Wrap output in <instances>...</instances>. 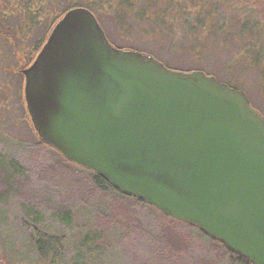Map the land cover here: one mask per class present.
Returning a JSON list of instances; mask_svg holds the SVG:
<instances>
[{
  "label": "water",
  "instance_id": "water-1",
  "mask_svg": "<svg viewBox=\"0 0 264 264\" xmlns=\"http://www.w3.org/2000/svg\"><path fill=\"white\" fill-rule=\"evenodd\" d=\"M53 27L23 70L39 138L264 264V116L247 92L114 46L85 6Z\"/></svg>",
  "mask_w": 264,
  "mask_h": 264
},
{
  "label": "trees",
  "instance_id": "trees-1",
  "mask_svg": "<svg viewBox=\"0 0 264 264\" xmlns=\"http://www.w3.org/2000/svg\"><path fill=\"white\" fill-rule=\"evenodd\" d=\"M2 1L0 40L13 43L12 49L20 57L23 52L19 38H27L21 25L26 20H19L18 30L14 31L7 18V0ZM117 1V18L122 29L132 32L134 28L140 32L147 25L149 28L156 25L179 28L178 20L183 18L181 27L187 37H192V41H199L198 31L206 28L208 37L211 35L215 40L221 38L227 45L231 44L230 50L240 53L239 57H229L228 61L250 60V65L240 63L239 70L243 67L247 72L256 74L263 68L259 75H264V18L261 16L264 12L260 6L253 8L242 3L248 0H143V5L137 9L134 1ZM158 2H162V5ZM239 2L240 7L237 6ZM52 3L53 0H49L44 5L48 9V6H53ZM29 4L32 6V18L26 22L31 24V28L32 23L40 17L38 8L41 6L43 13L46 8L40 0H30ZM76 6L83 5H68L50 22L42 39L33 44L25 67L33 63L53 26ZM89 9L92 11L95 8L91 6ZM157 12H161L160 19L154 17ZM165 16L172 17L171 23L165 21ZM132 20L138 24L134 25ZM108 37L116 47L143 52L135 46L126 48L116 45ZM155 57L160 60L158 56ZM164 64L180 70L172 68L165 61ZM202 71L213 75L204 69ZM224 82L245 89L237 80L227 79ZM22 99L26 104L25 94ZM24 106L33 127L27 106ZM35 134L38 140L33 143L0 135V235L7 244L8 260L11 257V260H26L28 263L37 260L58 264L64 256L70 255L74 258L72 264H93L90 262L94 258L98 259L99 255L114 246L110 240L118 231L119 241L124 245L123 251L132 256L134 264H214L208 257L193 258L191 263L185 260L186 252L191 249L188 231L195 230L210 242L216 253L227 252L238 264H254L249 258L232 251L227 244L212 238L203 228L178 220L147 201L126 194L102 175L66 159L57 148L39 138L36 130ZM80 208L89 210L91 220L81 241L71 244L67 236L58 231L72 226L75 212Z\"/></svg>",
  "mask_w": 264,
  "mask_h": 264
},
{
  "label": "rangeland",
  "instance_id": "rangeland-1",
  "mask_svg": "<svg viewBox=\"0 0 264 264\" xmlns=\"http://www.w3.org/2000/svg\"><path fill=\"white\" fill-rule=\"evenodd\" d=\"M40 1H42V5H44V2H49V0ZM130 1L136 2L137 9H140L144 2L143 0ZM242 3L250 5L253 8L260 6L262 12H264V0H248ZM75 4L89 8L91 6L94 7L95 9H92L93 13L96 12L95 14L99 16L101 25H103L107 35L110 36L116 45L126 48L135 46L143 50L147 55L158 56L161 61H165L172 68L177 67L183 71L204 69L206 72H211L213 75H217V78L219 77L224 81L233 79V81L237 80L239 83L241 82L245 89H247L253 106L264 114V75H259L263 71V68L259 69L256 74L253 71L247 72L246 68L244 70L243 67L239 70L240 63H244V66L250 65V60H240L241 62L228 61L229 57H239L240 53L234 49L230 50L231 44L228 43L227 45L221 38L215 40L211 35V37H208L205 31L206 28L205 30L200 29L198 31L199 41L195 39L192 41L191 36L187 37L185 35L181 27L184 22L183 18L178 20L179 28L168 25L162 27L156 25L149 28V25H147L140 32L134 28L132 32H128L122 29L118 22L119 18H117L118 14L116 12V8L118 7L117 0H53V6H48V9L47 5H44V8H46L45 12L39 15L40 17L37 22L32 23V29L28 30L25 34L27 38H19V45L23 55L20 54V57H17L12 49L13 43L0 40V50L4 52V54L0 55V135L2 137L27 143H33L38 140L27 116L24 106L26 104L22 99L25 80H22L18 68H25L27 57L32 54L33 44L36 45L42 39L41 37L46 31L47 26L56 15H59L68 5ZM240 4L241 2L237 6L240 7ZM159 5H162V2ZM160 13L157 12L154 17L160 19ZM261 16L264 18V13ZM128 17L129 19L131 18L130 15ZM19 18H17V21L12 18L10 24H16ZM164 18L166 22L171 23L172 17L165 16ZM131 22L134 25L138 24L133 20ZM90 217L88 209L80 208L75 212L72 226L66 229L59 228L58 233L67 236V240L71 244L73 241H81L87 231L89 220H91ZM188 232L191 242L190 252H186L185 255V260L188 263H191L193 258L208 257L213 260L214 264H238L233 261L227 252L219 251L216 253L215 249H212L210 242L199 235L198 231L191 230ZM117 233L118 231L114 232V238L110 240L114 246L104 254L99 255L98 259L94 258L90 263L134 264L132 256L125 254L126 252L123 251L124 245L122 246V241H119ZM5 246L7 244L3 242L0 235V264H47L46 262L37 260H33L31 263L26 262V260H11V257L8 260ZM87 261H90V259ZM72 263H74V258H71L70 255L64 256L58 262V264Z\"/></svg>",
  "mask_w": 264,
  "mask_h": 264
},
{
  "label": "flooded vegetation",
  "instance_id": "flooded-vegetation-1",
  "mask_svg": "<svg viewBox=\"0 0 264 264\" xmlns=\"http://www.w3.org/2000/svg\"><path fill=\"white\" fill-rule=\"evenodd\" d=\"M2 1V0H1ZM4 2V1H2ZM30 0H7V3H8V6H9V12H8V21L11 22L12 21V18L16 19L15 21H17V18H19L20 21L22 20H26V21H29V19H31V12H32V6H30L29 4ZM11 7V8H10ZM41 7V6H40ZM38 8L39 9V15H41V13H43V8ZM25 21V24L21 25L23 31L27 32L30 28V23L29 22H26ZM11 28L14 29V31L18 30L17 28V23L14 24V25H11L9 24ZM20 31V30H19ZM4 54V52L2 50H0V55ZM16 55V54H15ZM18 57V56H17ZM34 60V59H33ZM34 62V61H33ZM32 63H30L31 65ZM30 65L28 67H30ZM28 67H25V68H18V72L20 74H23L22 76V80H25V74L23 72L24 69L28 68ZM261 112V111H260ZM261 114L264 116V114L261 112Z\"/></svg>",
  "mask_w": 264,
  "mask_h": 264
}]
</instances>
